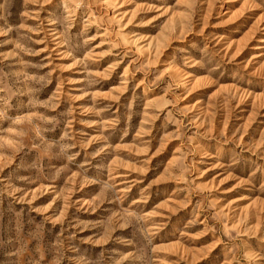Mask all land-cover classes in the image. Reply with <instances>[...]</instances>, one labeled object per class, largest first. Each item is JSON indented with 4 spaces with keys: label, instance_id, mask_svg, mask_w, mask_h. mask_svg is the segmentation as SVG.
<instances>
[{
    "label": "rangeland",
    "instance_id": "obj_1",
    "mask_svg": "<svg viewBox=\"0 0 264 264\" xmlns=\"http://www.w3.org/2000/svg\"><path fill=\"white\" fill-rule=\"evenodd\" d=\"M0 264H264V0H0Z\"/></svg>",
    "mask_w": 264,
    "mask_h": 264
}]
</instances>
